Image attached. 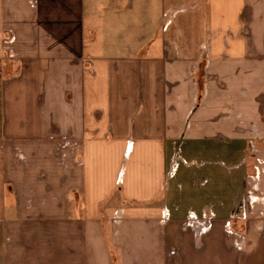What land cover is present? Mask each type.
<instances>
[{
	"label": "crops",
	"instance_id": "1",
	"mask_svg": "<svg viewBox=\"0 0 264 264\" xmlns=\"http://www.w3.org/2000/svg\"><path fill=\"white\" fill-rule=\"evenodd\" d=\"M2 264H264V0H0Z\"/></svg>",
	"mask_w": 264,
	"mask_h": 264
},
{
	"label": "rangeland",
	"instance_id": "2",
	"mask_svg": "<svg viewBox=\"0 0 264 264\" xmlns=\"http://www.w3.org/2000/svg\"><path fill=\"white\" fill-rule=\"evenodd\" d=\"M1 244H0V264H2V261H1Z\"/></svg>",
	"mask_w": 264,
	"mask_h": 264
}]
</instances>
